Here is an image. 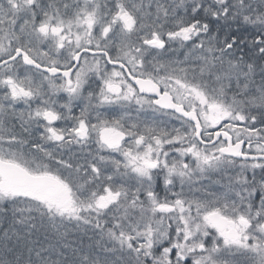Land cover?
I'll return each instance as SVG.
<instances>
[{"label":"snow or ice","instance_id":"1","mask_svg":"<svg viewBox=\"0 0 264 264\" xmlns=\"http://www.w3.org/2000/svg\"><path fill=\"white\" fill-rule=\"evenodd\" d=\"M0 264H264V0H0Z\"/></svg>","mask_w":264,"mask_h":264},{"label":"flooded vegetation","instance_id":"2","mask_svg":"<svg viewBox=\"0 0 264 264\" xmlns=\"http://www.w3.org/2000/svg\"><path fill=\"white\" fill-rule=\"evenodd\" d=\"M70 238H71V239H69V241H72V240L76 239L75 236H70Z\"/></svg>","mask_w":264,"mask_h":264},{"label":"rangeland","instance_id":"3","mask_svg":"<svg viewBox=\"0 0 264 264\" xmlns=\"http://www.w3.org/2000/svg\"><path fill=\"white\" fill-rule=\"evenodd\" d=\"M69 239H71V238L69 237Z\"/></svg>","mask_w":264,"mask_h":264}]
</instances>
